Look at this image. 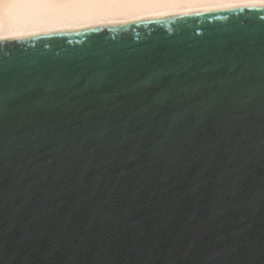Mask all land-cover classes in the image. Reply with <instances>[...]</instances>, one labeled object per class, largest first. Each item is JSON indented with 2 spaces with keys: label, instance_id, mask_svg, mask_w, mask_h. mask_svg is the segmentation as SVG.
Instances as JSON below:
<instances>
[{
  "label": "water",
  "instance_id": "obj_1",
  "mask_svg": "<svg viewBox=\"0 0 264 264\" xmlns=\"http://www.w3.org/2000/svg\"><path fill=\"white\" fill-rule=\"evenodd\" d=\"M0 264H264V4L0 40Z\"/></svg>",
  "mask_w": 264,
  "mask_h": 264
},
{
  "label": "bare ground",
  "instance_id": "obj_2",
  "mask_svg": "<svg viewBox=\"0 0 264 264\" xmlns=\"http://www.w3.org/2000/svg\"><path fill=\"white\" fill-rule=\"evenodd\" d=\"M263 5L254 0H166L157 3H13L0 0V40L113 26L220 8Z\"/></svg>",
  "mask_w": 264,
  "mask_h": 264
},
{
  "label": "snow or ice",
  "instance_id": "obj_3",
  "mask_svg": "<svg viewBox=\"0 0 264 264\" xmlns=\"http://www.w3.org/2000/svg\"><path fill=\"white\" fill-rule=\"evenodd\" d=\"M13 3H34V4H47V3H157L166 2V0H9ZM264 4V0H254Z\"/></svg>",
  "mask_w": 264,
  "mask_h": 264
}]
</instances>
